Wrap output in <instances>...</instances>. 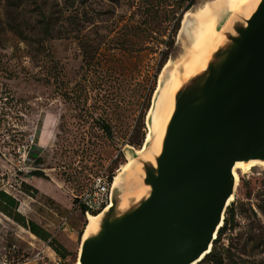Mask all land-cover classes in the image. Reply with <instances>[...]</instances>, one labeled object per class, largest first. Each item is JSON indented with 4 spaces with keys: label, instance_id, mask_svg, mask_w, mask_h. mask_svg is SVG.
<instances>
[{
    "label": "rangeland",
    "instance_id": "obj_1",
    "mask_svg": "<svg viewBox=\"0 0 264 264\" xmlns=\"http://www.w3.org/2000/svg\"><path fill=\"white\" fill-rule=\"evenodd\" d=\"M13 1L0 0V189L75 264L87 225L77 198L143 146L161 74L186 50L185 15L207 0ZM14 17L27 39L6 26ZM231 204L224 264H264V166L239 171ZM39 250L53 253L0 210V264H31Z\"/></svg>",
    "mask_w": 264,
    "mask_h": 264
},
{
    "label": "water",
    "instance_id": "obj_2",
    "mask_svg": "<svg viewBox=\"0 0 264 264\" xmlns=\"http://www.w3.org/2000/svg\"><path fill=\"white\" fill-rule=\"evenodd\" d=\"M246 7L221 11L216 29L223 39L204 68L186 77L177 66L180 85L159 150L146 136L144 151L152 158L137 150L130 156L141 172L113 182L110 205L96 228L83 232L78 264H199L212 251L234 201L236 164L264 162V0L248 14ZM186 19L187 47L194 19ZM175 64L153 94L146 117L151 136Z\"/></svg>",
    "mask_w": 264,
    "mask_h": 264
},
{
    "label": "bare ground",
    "instance_id": "obj_3",
    "mask_svg": "<svg viewBox=\"0 0 264 264\" xmlns=\"http://www.w3.org/2000/svg\"><path fill=\"white\" fill-rule=\"evenodd\" d=\"M257 1L258 0H208L203 3V5L198 7L195 11H189L186 13L184 19L185 21L187 20V16H191L194 19L193 27L189 29V31H187V36L190 40V44L187 45L180 61L175 64L170 78L168 79L165 87L161 90V101L154 114V126L151 129L149 128L150 130H152V132L154 131V135L151 136L149 130L147 131L146 135L148 139H153L152 150H159L165 126L173 110L174 92L180 85V73L177 66H179V64L183 65L184 76L186 77L194 74L197 70L204 68L211 51L216 48V46L223 39V34L216 29L217 20L222 15H224V12H228L232 15V13L239 12L244 6H247L245 10L248 14L252 6ZM144 150L145 147L142 146L139 150H137V152L146 158H152L151 152L146 153ZM259 165L264 166V162L237 163L234 168L237 183L239 180L240 170L246 172L252 167ZM140 172L141 164L138 163L134 158L129 157L126 164L122 165L118 174L115 176L114 184H118V182H120L122 173H125L128 178L132 179L136 178L137 173ZM99 216L100 214H89L87 216L85 234L89 230H93L96 228L97 219L99 218ZM75 264H78V259L76 260Z\"/></svg>",
    "mask_w": 264,
    "mask_h": 264
},
{
    "label": "trees",
    "instance_id": "obj_4",
    "mask_svg": "<svg viewBox=\"0 0 264 264\" xmlns=\"http://www.w3.org/2000/svg\"><path fill=\"white\" fill-rule=\"evenodd\" d=\"M14 2L15 0L13 1V3ZM42 13L44 33L48 37L52 34L53 22L50 15L47 16L45 12ZM6 26L9 28L10 31L14 32L16 35H19L22 38L25 37V39H27L28 34L25 35L24 30L22 29V24L18 22L16 17H14L13 19L9 18V20L6 22ZM104 128L105 130L110 131V128L107 124H104ZM35 175L45 177L44 172L41 171L32 172L31 176ZM18 207L19 201L17 200V198L6 190L0 189V210L2 212L22 224L40 239L48 242V244L56 251V253L61 258L65 259L70 255V251L60 241H58V239L53 237L51 232L40 226L34 220H27L26 216L20 211H18ZM226 215L227 216L225 217L224 225L220 228L218 237L214 242L212 251L201 261L204 264H224L223 252L225 249L222 247H218L217 243L221 241L222 235L226 233L235 218V209L233 204L228 207Z\"/></svg>",
    "mask_w": 264,
    "mask_h": 264
},
{
    "label": "built area",
    "instance_id": "obj_5",
    "mask_svg": "<svg viewBox=\"0 0 264 264\" xmlns=\"http://www.w3.org/2000/svg\"><path fill=\"white\" fill-rule=\"evenodd\" d=\"M115 176L109 174H96L92 176L90 184L78 196L77 205L86 216L100 214L111 202V188ZM84 210V212H83ZM33 260L40 264H64L62 259L50 258L43 250H39Z\"/></svg>",
    "mask_w": 264,
    "mask_h": 264
},
{
    "label": "crops",
    "instance_id": "obj_6",
    "mask_svg": "<svg viewBox=\"0 0 264 264\" xmlns=\"http://www.w3.org/2000/svg\"><path fill=\"white\" fill-rule=\"evenodd\" d=\"M52 251H53V253L47 252V256H49L50 258H54V259H61L60 257L57 256V253H56V251L54 249ZM31 264H40V263H38L36 261L35 262L31 261Z\"/></svg>",
    "mask_w": 264,
    "mask_h": 264
}]
</instances>
